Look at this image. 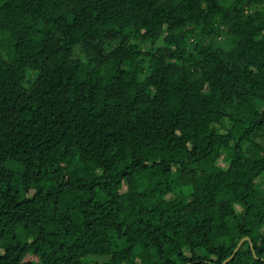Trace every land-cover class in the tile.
<instances>
[{"label":"trees","instance_id":"1","mask_svg":"<svg viewBox=\"0 0 264 264\" xmlns=\"http://www.w3.org/2000/svg\"><path fill=\"white\" fill-rule=\"evenodd\" d=\"M263 129L264 0H0V264H264Z\"/></svg>","mask_w":264,"mask_h":264},{"label":"rangeland","instance_id":"2","mask_svg":"<svg viewBox=\"0 0 264 264\" xmlns=\"http://www.w3.org/2000/svg\"><path fill=\"white\" fill-rule=\"evenodd\" d=\"M220 37H222V36H219V39H218L219 42H221V45H225L226 42H225V41H222L223 38L220 39ZM27 84H28V81L25 80L24 83H23V85L26 86ZM257 141H259L261 144L264 145V129H263V132H262V137H261V138H257ZM218 163H219L221 166H225V165H226V161H225L224 159H220V160L218 161ZM258 179H259V177H257L256 181H257ZM91 258H92L91 260H93V261H101L102 259H104V257H95V256H92Z\"/></svg>","mask_w":264,"mask_h":264},{"label":"water","instance_id":"3","mask_svg":"<svg viewBox=\"0 0 264 264\" xmlns=\"http://www.w3.org/2000/svg\"><path fill=\"white\" fill-rule=\"evenodd\" d=\"M244 239H245V237H243L242 239H240V240L237 242V244H236L235 248L233 249L232 253H234V251H235V250L238 248V246L240 245L241 241L244 240ZM231 255H232V254H230V256H229L228 258H226L225 260H223L222 263H224L227 259H229V258L231 257Z\"/></svg>","mask_w":264,"mask_h":264}]
</instances>
